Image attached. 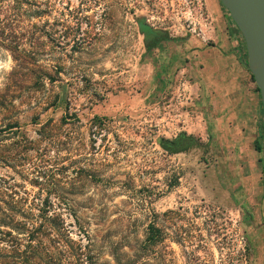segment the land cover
<instances>
[{"label":"rangeland","instance_id":"1","mask_svg":"<svg viewBox=\"0 0 264 264\" xmlns=\"http://www.w3.org/2000/svg\"><path fill=\"white\" fill-rule=\"evenodd\" d=\"M30 3L15 58L0 47L2 208L25 229L54 217L61 264H264V129L255 152L221 116L260 95L220 0Z\"/></svg>","mask_w":264,"mask_h":264},{"label":"trees","instance_id":"2","mask_svg":"<svg viewBox=\"0 0 264 264\" xmlns=\"http://www.w3.org/2000/svg\"><path fill=\"white\" fill-rule=\"evenodd\" d=\"M25 5L28 6L25 7ZM30 5V0H0V47H4L13 52L14 58V52H18V34L23 33L22 31H18L22 15L25 13L26 17H37L41 13L40 10L28 8ZM33 26L35 25L33 24ZM45 76L50 81L54 80L49 73L43 75V77ZM250 77L254 82L251 73ZM255 88L259 92L257 86ZM11 127V124L7 125L8 129ZM187 139L189 140L188 137L180 136L177 140L170 141V144H172V146L177 144L179 148L187 143ZM171 148L173 150L178 149L177 147L175 148V146ZM256 148H259L258 145H256ZM21 215L24 218L27 217L23 213H21ZM41 218H43V221L39 222L36 227H33L32 225V228L30 227L25 229V221L17 220L14 217V214L7 213V208L4 209L0 205V264H28L31 255L29 256L26 250L20 248L22 240L21 237H26L29 241L37 240L38 243L40 242L42 244V254L44 256H40V258L38 257L42 261V264H61V260H59V258L58 261H56L55 258H51L52 251L46 247L47 245L45 243L50 236V232L49 229L46 228V224L50 223L53 229L56 230V228H54L56 227L54 217L41 216ZM7 227L9 228L8 230ZM165 238L166 234L162 229L156 227L153 223L148 224L144 239L145 245L152 246L163 241ZM7 245L10 247L9 251H7Z\"/></svg>","mask_w":264,"mask_h":264},{"label":"water","instance_id":"3","mask_svg":"<svg viewBox=\"0 0 264 264\" xmlns=\"http://www.w3.org/2000/svg\"><path fill=\"white\" fill-rule=\"evenodd\" d=\"M245 44L247 68L256 84L264 115V0H220Z\"/></svg>","mask_w":264,"mask_h":264},{"label":"crops","instance_id":"4","mask_svg":"<svg viewBox=\"0 0 264 264\" xmlns=\"http://www.w3.org/2000/svg\"><path fill=\"white\" fill-rule=\"evenodd\" d=\"M159 38L161 35H158ZM223 54L221 58L223 59L226 64L231 63L236 70L238 69L240 71V74L243 72V61L242 59L237 56L238 54L231 53L226 55L225 52H221ZM218 78V76L216 77ZM256 97V96H255ZM255 99V101H254ZM233 103H235V109L233 110L232 113H228L225 111H222V117H229V122L230 124H227L232 126L234 128L235 133L237 135H242L243 139H245L248 142H251L252 149L256 152H259V148H256V145L258 144L257 136H258V130L263 127L264 129V119L260 120V111L261 108H259L258 105H260V100L257 96V98H254L253 96V102H252V109L251 113L249 114L248 111L243 108L244 103L241 102L240 100H237L235 97L233 99ZM259 101V102H258ZM224 112V113H223ZM227 128L231 129L230 127L227 126ZM237 141H241V137L235 139V143ZM259 147V146H258ZM255 162H259V160H256Z\"/></svg>","mask_w":264,"mask_h":264},{"label":"clouds","instance_id":"5","mask_svg":"<svg viewBox=\"0 0 264 264\" xmlns=\"http://www.w3.org/2000/svg\"><path fill=\"white\" fill-rule=\"evenodd\" d=\"M0 67H3V65H2V64H0Z\"/></svg>","mask_w":264,"mask_h":264}]
</instances>
